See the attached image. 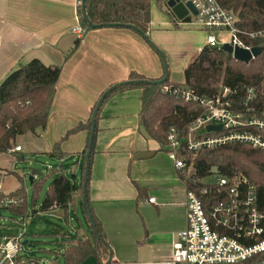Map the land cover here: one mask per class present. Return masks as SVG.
I'll list each match as a JSON object with an SVG mask.
<instances>
[{"label": "crops", "instance_id": "0c3cea01", "mask_svg": "<svg viewBox=\"0 0 264 264\" xmlns=\"http://www.w3.org/2000/svg\"><path fill=\"white\" fill-rule=\"evenodd\" d=\"M79 3L80 0H0V84L11 71L33 59L62 67L46 131L40 137L32 133L24 136L30 137L31 144L36 143L34 149L48 154L60 142L61 151L67 155L64 160L75 157L78 161L82 177L79 181L76 176L71 179L78 188L83 183V151L89 143V133L80 131L66 138L67 134L79 124H87L101 96L110 87L129 81L133 73L150 80L165 75L155 49L127 27L87 29L75 48L79 38L73 30L84 26L78 14ZM168 10V6L163 8L170 22H161L159 29L154 28L151 8L148 36L158 35L152 40L162 50L165 47L159 43V35L171 31L169 25L191 24L176 16L174 19ZM180 35L181 32L179 40ZM204 47L196 49L191 60ZM141 98L142 89L129 88L104 101L96 122L88 200L112 248L111 264H174L173 246L187 225L188 187L181 179L183 171L175 168L168 153L140 125ZM22 152L13 149L0 154V164L3 156ZM2 171L5 170L0 168V174ZM150 198H155V203ZM80 200L78 195L76 206L34 213L72 216L73 211L78 214ZM84 213L88 222L85 210ZM168 224L174 226L172 230H168ZM89 228L91 232L90 224ZM84 234L82 238L91 236L86 231ZM56 236L63 245L65 240L81 239ZM92 258L98 264L94 256L86 260Z\"/></svg>", "mask_w": 264, "mask_h": 264}, {"label": "trees", "instance_id": "16d2710c", "mask_svg": "<svg viewBox=\"0 0 264 264\" xmlns=\"http://www.w3.org/2000/svg\"><path fill=\"white\" fill-rule=\"evenodd\" d=\"M152 1L163 9L170 0H86V12L94 24L116 23L121 24L122 27L134 25L148 36ZM180 1L186 3L188 0ZM217 1L223 8L237 16V27L240 30L248 33L263 32L262 36L255 39L244 35L241 37L249 45L264 49V0ZM167 13L175 19L170 10ZM78 14L81 22L89 30L90 28L83 22L81 5L78 6ZM190 21L189 17L184 20L185 23ZM79 44L80 39L76 41L75 48ZM61 71V66H47L39 59H33L11 71L0 84V154L15 149L18 146L19 137L27 133L40 137L46 131ZM145 79L147 78L133 73L129 80ZM129 88L142 89L140 125L149 138L159 143L161 150L168 152L167 137L170 130L175 128L183 137L187 126L201 112L196 104L182 99L181 94L184 90H189L197 96L213 97L224 88L236 89L237 98L234 107L241 109L247 100L248 92L252 90L255 98L249 101V107L254 108L259 115L264 113V51L261 56L247 65L235 60L232 55L222 49L206 45L185 69L184 82H172L169 78L160 85L123 86L112 92L106 99L118 91ZM97 104L93 108V113ZM80 131H87L90 140L91 120L87 124H79L67 134L66 138ZM60 146L61 143H57L49 155L63 162L67 155L61 151ZM88 150L89 143L83 151L82 186L78 188L66 175L64 167H58L53 174L46 198L40 206V212H49L53 209L64 210L71 204L76 206L78 195H80L81 205L87 214L83 201V188ZM93 151L94 145L91 162ZM180 156L186 161L187 166H192L190 177L181 175L188 189H195L196 183L211 175L232 177L244 174L250 183L255 185L259 205L264 209V150L235 143L202 149L196 153L184 151ZM90 174L91 168L89 181ZM7 200H10V203L5 206ZM4 208L11 209L17 216L27 217L29 215L27 195L23 191L11 195L0 193V209ZM94 220L103 240L97 239L91 225L90 237L65 240L64 245H67L64 254L65 264H83L91 256L97 259L98 264H105L108 260L110 244L95 217ZM88 223L90 224L89 218Z\"/></svg>", "mask_w": 264, "mask_h": 264}, {"label": "built area", "instance_id": "2783aa9c", "mask_svg": "<svg viewBox=\"0 0 264 264\" xmlns=\"http://www.w3.org/2000/svg\"><path fill=\"white\" fill-rule=\"evenodd\" d=\"M187 2L196 10L190 12L191 23L208 33L207 45L211 48L222 49L230 44L251 51L255 47L241 36L255 39L263 35L240 30L237 16L217 0ZM86 30L85 26H78L73 32L81 39ZM251 92L243 109L234 107L236 89L224 88L213 97L197 96L189 90L182 92V99L196 104L201 112L187 126L183 137L175 128L168 133L167 153L177 170L187 167L180 156L184 151L196 153L235 143L264 150V113L259 115L249 107V101L255 98ZM210 126L221 129L208 131ZM14 151L22 152V147L18 145ZM149 201L155 203V198ZM9 203L7 200L4 205ZM185 208L187 225L173 246L174 264H264V209L259 205L255 185L244 174L215 175L210 182L196 183L195 189L187 190ZM24 232L23 236L0 245V264H39L37 259L20 257Z\"/></svg>", "mask_w": 264, "mask_h": 264}, {"label": "rangeland", "instance_id": "374dc122", "mask_svg": "<svg viewBox=\"0 0 264 264\" xmlns=\"http://www.w3.org/2000/svg\"><path fill=\"white\" fill-rule=\"evenodd\" d=\"M152 19L155 22L154 28L161 27L159 25L163 21L170 22L168 15L156 3L152 4ZM168 28H172L171 31H165L161 37L159 35L158 40L165 50H162L152 40L153 37H158L156 33H154L156 36L150 37V40L165 57L169 65L171 81L182 83L185 80V69L191 60L190 55L195 53L199 47L202 48L207 44L208 33L198 28L193 22L181 25V27L171 24ZM180 32L182 38L179 40ZM216 34L218 33L216 32ZM222 36H226V34H222ZM156 53L165 66L160 54L157 51ZM251 93L254 94L253 91ZM29 138L28 136L18 138L17 144L23 148V152L3 156V161L0 164V168L5 170L0 174V193L11 195L23 191L28 198L29 213L23 222L24 217L15 215L11 209H0V245L6 244L11 238L23 236L24 230H26V235L21 239V243L27 241L28 244L23 246V252L20 254L21 259L34 258L39 264H47L48 261L65 264L66 249L63 243L58 241L56 235L61 234L64 239L82 238L85 231L91 235L81 205L82 199L78 214L73 211L72 216L70 214L65 217L64 215L60 217L58 214L37 215L34 211L40 210L51 186L53 174L58 167H64L71 179L76 176L79 181L82 174L75 157H69L62 162L59 158L37 150L38 148L34 149L36 143L31 144ZM33 171H37L40 175L36 176L32 183L30 177ZM191 173L192 166H187L183 170L186 177H190ZM214 176H208L203 181L210 182ZM170 227L172 226L168 224V230H172L174 226ZM83 264H95L94 259H88Z\"/></svg>", "mask_w": 264, "mask_h": 264}, {"label": "water", "instance_id": "95a60500", "mask_svg": "<svg viewBox=\"0 0 264 264\" xmlns=\"http://www.w3.org/2000/svg\"><path fill=\"white\" fill-rule=\"evenodd\" d=\"M168 8L170 9V11L174 14V16H176V18H178L179 20L183 21L185 20L187 17H189L190 12H194L196 13L195 7L193 6V4L191 2H182L180 0H170L167 3ZM81 8H82V18H83V22L87 25L88 28L90 29H101V28H107V27H122L121 24H94L87 16V12H86V0H81ZM124 27L130 28L135 30L136 32H138L141 36H143V38H145V40L149 43V45L151 47H153L162 57L163 61H164V68H165V75L162 79L159 80H150V79H145V80H141V81H125L119 84H116L112 87H110L102 96V98L99 100L96 109L92 115L91 118V133H90V140H89V150L87 153V158H86V166H85V176H84V188H83V201L84 204L86 206V210H87V214H88V218L90 221V225L93 229L94 234L96 235L97 239L99 240H103V238H101V236L99 235L93 214H92V209L88 200V182H89V173H90V168H91V153H92V149H93V145H94V140H95V136H96V129H97V117L99 114V111L105 101V99L115 90L123 87V86H129V85H138V84H154V85H160L165 83L169 78H170V71H169V65L167 64V61L165 59V57L163 56L162 52L159 50V48H157V46H155V44L153 42H151L149 36H147L142 30H140L139 28H137L134 25H125ZM222 50L225 51L226 53L230 54L233 56V58L239 62L245 63L247 65H249L252 61H254L256 58H258L259 56L262 55L264 49L262 47H255L253 48L251 51L248 50H244L241 49L239 47H233L230 44H225L222 47ZM221 127H214V126H210L208 127V131H212V130H220ZM40 173H38L37 171H33L30 177L31 182L33 183L34 179L36 176H39ZM24 245H27L28 242L25 241L23 243ZM112 258H113V251L112 248L110 247V256L108 261L105 264H111L112 262Z\"/></svg>", "mask_w": 264, "mask_h": 264}]
</instances>
